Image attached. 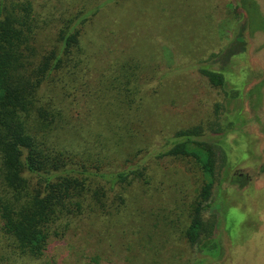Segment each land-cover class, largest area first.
Listing matches in <instances>:
<instances>
[{
    "label": "rangeland",
    "instance_id": "rangeland-1",
    "mask_svg": "<svg viewBox=\"0 0 264 264\" xmlns=\"http://www.w3.org/2000/svg\"><path fill=\"white\" fill-rule=\"evenodd\" d=\"M104 1L34 0V5L45 27L47 20L62 13ZM223 1H106L84 37L90 90L116 62L139 58L158 73L144 86L140 109L117 107L106 97L77 102L73 94L62 107L74 111L77 131L59 133L60 141L87 145L93 152L117 141L124 152L143 149L139 158L152 152L146 159L151 183L134 182L126 193L127 205L118 214L77 219L64 235L50 240L39 258L7 259L10 241L0 232V264H264V87L260 104L255 103L258 94H250L264 79V32L246 33L226 8L227 13H220ZM258 1L264 10V0ZM238 31L245 33V48L234 43ZM222 49V59L214 58ZM162 63L167 68L164 77L158 70ZM227 64L232 72L238 71L231 78L241 90L232 80L226 90L232 95L236 88L242 91L243 102L237 97L228 101L225 89L212 85L200 69L219 70ZM227 119L241 130L227 135V152L219 156L214 196L225 189L227 208L220 215L218 238L224 249L210 255L191 246L182 233L204 176L185 161L160 157L158 152L179 129L203 124L206 131H213L227 125ZM238 174L249 181L232 183ZM205 216H211L210 211Z\"/></svg>",
    "mask_w": 264,
    "mask_h": 264
},
{
    "label": "trees",
    "instance_id": "trees-1",
    "mask_svg": "<svg viewBox=\"0 0 264 264\" xmlns=\"http://www.w3.org/2000/svg\"><path fill=\"white\" fill-rule=\"evenodd\" d=\"M106 1L69 10L47 20L44 27L34 0H0V232L10 241L7 259L13 262L20 257H42L50 240L64 235L77 219L120 213L134 182L151 183L146 159L152 152L139 158L143 149L124 152L117 141L106 142L96 152L87 145L60 141V134L77 131L74 111L62 107L73 94L77 102L83 97L96 101L106 97L117 107L140 109L143 88L158 73L139 58L132 59L133 63L116 62L97 88L90 90L84 37L88 23ZM221 6L220 13L226 8L246 33L264 32V10L258 0H224ZM239 31L234 43L239 41L245 48V33ZM223 53L224 49L213 56L221 60ZM229 65L200 69L212 85L225 89L227 100L237 101L242 91L231 75L237 77L238 71L232 72ZM158 70L164 77L166 66L159 64ZM231 80L237 87L235 95L226 90ZM263 87L264 79L250 92L258 94L257 104ZM226 122L213 131H206L203 124L179 129L158 152L160 157L185 161L189 169L204 176L182 233L191 246L210 255L224 249L218 238L220 215L227 208L225 189L214 196L219 156L227 152V135L240 129L233 119ZM124 154L128 156L120 161ZM248 181V176L238 174L232 183ZM208 211L211 216L206 217Z\"/></svg>",
    "mask_w": 264,
    "mask_h": 264
}]
</instances>
